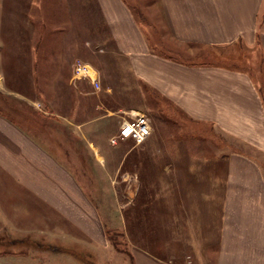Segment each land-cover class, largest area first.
<instances>
[{"label":"rangeland","instance_id":"rangeland-1","mask_svg":"<svg viewBox=\"0 0 264 264\" xmlns=\"http://www.w3.org/2000/svg\"><path fill=\"white\" fill-rule=\"evenodd\" d=\"M124 1L149 50L185 64L245 68L264 94V3L257 43L247 49L238 42L182 43L155 0ZM78 60L98 71V91L83 80L72 83ZM0 111L44 135L85 188L103 200L104 215L124 221L120 233H109L118 257L111 264H133L129 243L175 264H213L221 160L241 146L211 125L189 121L165 93L135 76L96 0H0ZM138 114L149 119L148 138L111 144L120 124Z\"/></svg>","mask_w":264,"mask_h":264},{"label":"crops","instance_id":"crops-1","mask_svg":"<svg viewBox=\"0 0 264 264\" xmlns=\"http://www.w3.org/2000/svg\"><path fill=\"white\" fill-rule=\"evenodd\" d=\"M155 1L182 43L238 42L247 49L257 43L264 0ZM96 2L135 76L165 93L189 121L211 125L241 146L221 160L225 170L217 181L223 196L213 264H264L261 86L245 68L191 65L156 54L124 0ZM41 137L45 140L0 111V264L114 263L118 257L109 233H120L124 221L104 215L103 200ZM129 249L133 264H175L134 243Z\"/></svg>","mask_w":264,"mask_h":264},{"label":"built area","instance_id":"built-area-1","mask_svg":"<svg viewBox=\"0 0 264 264\" xmlns=\"http://www.w3.org/2000/svg\"><path fill=\"white\" fill-rule=\"evenodd\" d=\"M80 80L87 82L94 91L100 89L98 71L89 64L78 60L72 64L71 81L74 84ZM150 132L149 119L143 114H138L120 124L116 135L110 139V143L115 144L118 141L132 140L137 144H141L148 138Z\"/></svg>","mask_w":264,"mask_h":264}]
</instances>
